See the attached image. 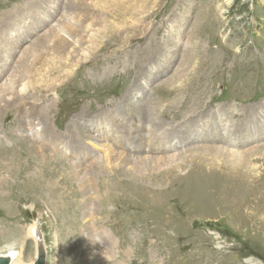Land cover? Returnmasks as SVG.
I'll use <instances>...</instances> for the list:
<instances>
[{
  "label": "rangeland",
  "instance_id": "rangeland-1",
  "mask_svg": "<svg viewBox=\"0 0 264 264\" xmlns=\"http://www.w3.org/2000/svg\"><path fill=\"white\" fill-rule=\"evenodd\" d=\"M40 246L264 264V0H0V256Z\"/></svg>",
  "mask_w": 264,
  "mask_h": 264
},
{
  "label": "water",
  "instance_id": "water-1",
  "mask_svg": "<svg viewBox=\"0 0 264 264\" xmlns=\"http://www.w3.org/2000/svg\"><path fill=\"white\" fill-rule=\"evenodd\" d=\"M0 264H12V260L8 256H0ZM34 264H46V254L42 246L38 248L37 258Z\"/></svg>",
  "mask_w": 264,
  "mask_h": 264
},
{
  "label": "bare ground",
  "instance_id": "bare-ground-1",
  "mask_svg": "<svg viewBox=\"0 0 264 264\" xmlns=\"http://www.w3.org/2000/svg\"><path fill=\"white\" fill-rule=\"evenodd\" d=\"M35 227H36V225H35ZM31 233H32V236L35 237V239L37 241H39V242L41 241L40 243H43L41 238H40V235H39L40 233H37V229L36 228L33 227ZM4 256L10 257V259L12 260V264H22L21 263V259H20V254L16 253L15 251L11 250ZM32 264H34V263H32Z\"/></svg>",
  "mask_w": 264,
  "mask_h": 264
}]
</instances>
